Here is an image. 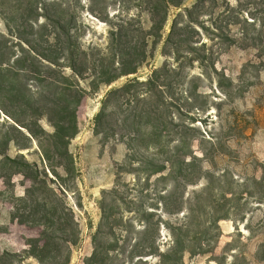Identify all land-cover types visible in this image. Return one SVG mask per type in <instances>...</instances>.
Instances as JSON below:
<instances>
[{
  "label": "rangeland",
  "instance_id": "obj_1",
  "mask_svg": "<svg viewBox=\"0 0 264 264\" xmlns=\"http://www.w3.org/2000/svg\"><path fill=\"white\" fill-rule=\"evenodd\" d=\"M194 1L187 0L183 7L190 6ZM227 1L245 11L255 7L258 2ZM219 2L223 5V0ZM27 3L28 0H0V62L12 65L19 71L37 67V63L33 62L26 45L20 44L18 38L28 40L33 46L35 44L38 50L45 46L38 47V32L33 25L37 16L30 12ZM70 6V27L78 35V44L105 48L109 26L86 13L87 2H73ZM94 8L97 12L102 10V14L108 12L112 15L116 10L138 14L143 27H148L146 14L129 1L120 4L118 0H104L97 2ZM178 11H171L163 38L169 31L173 14ZM39 22L44 20L40 19ZM240 28H244L243 22L232 27V34H240ZM262 33L264 35V27ZM202 41L206 44L205 50L213 54V65L218 74L198 64L184 69L177 78L178 96L186 88L187 74L196 78L195 88L204 96L197 98L192 107H183L187 114L178 115L172 109L169 115L176 122L175 130L185 125L196 129H186V136L190 143L192 141V152L201 160L198 168L188 171L190 177H178L179 191L184 195L182 207L193 209L191 220L186 219L187 213L184 211L180 221L190 223L198 233L199 242L208 240L212 250L193 257L185 254L183 264H264V52L257 40V45L245 41L246 46L221 45L218 41H209L206 36L202 37ZM162 48L163 39L156 46L148 48L150 57L136 74L139 79H145L153 69L163 64ZM14 56H19L21 63L12 64ZM4 75L6 77L0 85V103L17 118L23 119L8 100V87L24 85L30 88L28 90L32 96L44 88L27 74H19L18 77ZM124 82L125 78H121L110 86L101 87L96 94L83 98L77 111L79 131L67 148L73 160V166L70 165L72 172L68 175L59 166L68 159L49 151L46 165L38 142L34 139L26 142L12 129L14 122L0 111V151L11 158L22 155L39 172H46L52 180V183L47 180L48 184L52 187L62 186L66 190L64 199L72 208L80 228V240L70 249L69 264H85L93 253L92 237L98 233L102 222L99 208L102 200L107 206L106 211L115 220L111 229L97 234V241L109 249L106 258L108 264H123L126 260L122 248L132 245L137 238L136 210L139 205L150 207L153 221L161 215L153 204L157 193L169 185L168 181H158L167 171L153 174L146 163L153 161L161 164L163 156L138 146L129 138H106L94 133V118L102 107L104 97L110 89ZM179 104H183L181 97ZM113 108L116 110V105L113 104ZM196 114L199 117L191 118ZM40 125L46 133L53 132L45 119L40 120ZM204 131L210 136L208 141H200ZM39 138L41 148L52 149L49 139L44 136ZM25 144L28 148L22 149ZM49 166L54 168L57 177L48 171ZM0 171L11 174L9 178H0V264H39L28 255L34 246L32 241L39 238L44 227L22 225L11 218L12 213L16 212L14 206H20L19 199L24 195V189L30 186L24 177L25 170L16 164L0 166ZM189 182L193 184L187 185ZM114 188L115 195L105 193ZM47 195L45 192L40 198ZM170 219L174 221L173 217ZM216 223L221 234L215 242ZM203 229H207L206 234H203ZM156 238L160 249L165 250L169 242L164 243L167 233L162 226ZM60 245L59 254L63 257L67 250L63 243L60 242ZM147 259L148 264H157L156 258Z\"/></svg>",
  "mask_w": 264,
  "mask_h": 264
},
{
  "label": "trees",
  "instance_id": "obj_2",
  "mask_svg": "<svg viewBox=\"0 0 264 264\" xmlns=\"http://www.w3.org/2000/svg\"><path fill=\"white\" fill-rule=\"evenodd\" d=\"M78 1L87 2L90 7H86V13L109 26L105 48L78 44V35L70 27V5ZM103 1L28 0L30 12L37 16L33 25L38 32V47L45 46L38 50L35 44L33 46L28 40L18 38L20 44L26 45L27 52L31 54L37 67L19 71L12 65L0 62V85L6 77L5 73L15 77L27 74L34 77L44 90L32 96L28 90L30 88L24 85L17 88L10 86L8 100L23 119L17 118L1 103L0 111L14 122L12 129L26 142L33 139L38 142L46 165L49 162V151L68 159L64 164L58 162L63 173L68 175L72 172L70 165L73 166V160L67 148L79 131L77 111L83 98L96 94L101 87L110 86L125 78L122 85L110 89L104 97L102 107L94 118V133L106 138H129L138 146L162 155L163 163L148 161L146 164L153 174L166 170V174L158 178V181H168L169 185L156 195L153 206L161 215L155 221L152 220L154 215L149 211L150 207L142 204L137 207V238L132 245L122 248L128 261L124 260L123 264H148L147 258H156L157 264H183L185 254L193 257L210 253L212 246H209L208 240L199 242L198 233L190 223L180 221L184 217V211L187 213L186 219L191 220L193 209L182 207L184 195L180 194L178 177H190L188 171L198 168L201 160L192 152V141L190 143L186 136V129H196L185 125L182 129L175 130L176 122L169 114L172 109L178 115L187 114L188 111L183 107H192L193 102L197 98H203L204 94L195 88L196 78L187 74L186 88L178 96L177 78L184 69H191L194 64L218 74L214 69L213 54L210 50H205L203 36L211 42L218 41L221 45L227 43V46H246L244 42L247 40L251 45H257L258 42L264 52V0H257L255 7L248 11L237 9L227 0H223V5H220L219 0H195L185 7L183 6L187 0H118L120 4L129 1L145 13L147 28L143 27L140 15L129 11L116 10L112 15L108 12L102 14V10L97 12L95 4ZM172 10L179 11L173 14L169 31L163 38ZM40 19L44 22H39ZM241 22L244 23V28H240V34H232V27L239 26ZM250 32H253L251 36ZM162 39V54L165 58L163 64L153 69L145 79H139L136 74L150 57L148 48L156 46ZM21 60L19 56H14L12 64L17 65ZM180 97L183 98L182 106L179 104ZM113 104L116 105V110ZM197 117L199 116H191ZM41 119H45L51 126V134L43 130ZM40 136L51 141V150L41 148ZM208 139V133L202 132L200 141ZM27 148V144L22 146V149ZM16 164L25 170L24 177L30 182V186L24 189V195L19 199L20 206H14L16 212L12 213L11 218L22 225L44 227L39 238L32 241L34 246L28 256L39 264H69L70 249L80 240V228L72 208L64 199L66 190L62 186L59 188L48 184L47 180L51 183L52 180L46 172H39L22 155L11 158L0 151V166ZM49 167L48 171L57 177L54 168ZM202 171L207 174L206 170ZM10 175L0 171V178H9ZM189 184L193 183L189 182L187 185ZM45 192L48 195L40 198ZM105 193L115 195L116 189ZM99 208L102 222L97 234L104 229H111L115 221L111 218V213L106 211L107 206L103 200ZM160 226L167 233L164 243L169 242L165 250L160 249L159 240L155 239ZM215 229L216 242L221 234L217 223ZM206 233L207 229H203V234ZM97 234L92 237L94 250L85 264H108L106 258L109 256V249L97 241ZM60 242L67 250L63 257L59 254Z\"/></svg>",
  "mask_w": 264,
  "mask_h": 264
}]
</instances>
